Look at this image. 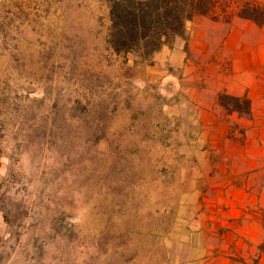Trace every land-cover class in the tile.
<instances>
[{
	"label": "rangeland",
	"instance_id": "obj_1",
	"mask_svg": "<svg viewBox=\"0 0 264 264\" xmlns=\"http://www.w3.org/2000/svg\"><path fill=\"white\" fill-rule=\"evenodd\" d=\"M110 25L106 0H0V264H192L217 241L200 192L223 130L201 111L247 53L262 91L264 26L196 17L142 62Z\"/></svg>",
	"mask_w": 264,
	"mask_h": 264
},
{
	"label": "crops",
	"instance_id": "obj_2",
	"mask_svg": "<svg viewBox=\"0 0 264 264\" xmlns=\"http://www.w3.org/2000/svg\"><path fill=\"white\" fill-rule=\"evenodd\" d=\"M255 59L254 53H247L241 63L233 66L239 82L231 93L252 101L251 118L228 114L226 118H234L238 124L236 129L219 119L221 113L226 114L218 100L219 93L227 91L225 85L219 86L216 108L201 111V122L223 130V134L218 145V171L211 176L216 183L202 187L200 194L217 197L214 203L224 219L216 223L215 245L211 243V231L206 230L205 240L200 242V255L190 258L192 264H264V79L260 84L262 91L255 94L254 78L250 75L256 66ZM202 236L201 233V239Z\"/></svg>",
	"mask_w": 264,
	"mask_h": 264
},
{
	"label": "trees",
	"instance_id": "obj_3",
	"mask_svg": "<svg viewBox=\"0 0 264 264\" xmlns=\"http://www.w3.org/2000/svg\"><path fill=\"white\" fill-rule=\"evenodd\" d=\"M110 13L107 38L117 55H133L147 62L163 47L183 38L188 23L196 17L232 18L264 26V7L255 0H106ZM219 104L229 114L250 115L252 101L222 93Z\"/></svg>",
	"mask_w": 264,
	"mask_h": 264
}]
</instances>
